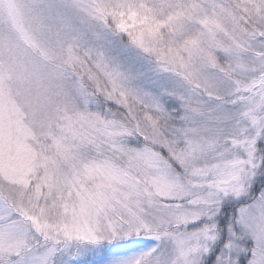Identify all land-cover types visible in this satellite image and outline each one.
Masks as SVG:
<instances>
[{"label":"snow or ice","instance_id":"6c2138e0","mask_svg":"<svg viewBox=\"0 0 264 264\" xmlns=\"http://www.w3.org/2000/svg\"><path fill=\"white\" fill-rule=\"evenodd\" d=\"M0 264H264V0H0Z\"/></svg>","mask_w":264,"mask_h":264}]
</instances>
